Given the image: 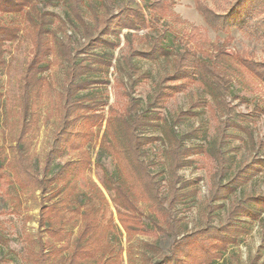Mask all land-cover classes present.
Masks as SVG:
<instances>
[{"label":"trees","instance_id":"trees-1","mask_svg":"<svg viewBox=\"0 0 264 264\" xmlns=\"http://www.w3.org/2000/svg\"><path fill=\"white\" fill-rule=\"evenodd\" d=\"M111 1L63 0L66 18L64 25H70L84 33V42L74 49L70 42L58 38L55 26L60 17L45 10V0H0V14L18 17L11 22L0 21V72L6 65V44L17 41L24 27L32 43V57L23 70L19 85V119L12 147L14 156L11 170L18 178L28 180L30 185L41 191L43 198L49 193L47 201L61 196L54 204L44 205L41 209V226L53 238V243L47 246L46 254L42 251L38 261L40 264H122V254L125 251L122 245L123 234H126L130 243L134 237L148 231L149 226L145 223L139 206L140 202H144L151 211V228L173 238L168 253L161 250L158 244H144L146 250L161 252V258L153 264H215L224 257L228 247L237 243L249 230L246 225L236 223L237 219H258L264 210V194L249 195L233 203L226 221L220 226H216L210 219L204 226L189 233L182 220L172 213L177 206L184 204L195 194L191 181L179 172L192 165L191 157L194 155L206 152L215 159L219 168L213 177L208 198V210L212 213L216 208L215 203L229 199L241 185L264 170V158L255 154L250 162L231 171L230 161L223 151L231 139H239V132L252 136L249 129L252 118L237 113L227 103L225 94L235 77L242 72L264 84V63L243 57L235 60L226 54L223 45L213 47L208 60L198 57L192 50L173 52L167 45V33L158 30L157 24L168 17L173 21L179 20L173 9L178 0H143L144 7L150 12V21L142 10H138L135 15L129 11L126 14H111L107 11V5ZM214 1L218 4L227 1L230 3L223 13L199 0L196 3L197 10L209 27L219 32L247 28L254 36L264 40V0ZM150 26L152 29L145 39L130 32ZM193 29L199 30L197 27ZM124 30L129 32L124 34ZM122 36L125 38L127 53L121 69L127 73L131 86L127 93L125 111L110 107L105 119V114L100 110L108 103L100 100L99 90L77 93L73 103L64 104L60 109L61 125L40 172L30 160L29 150L38 126L35 103L51 89L46 73L55 63L67 62L69 94L75 78L81 82L88 81L87 78H82L81 74L86 69L79 68L76 58L80 54L102 50L113 41L112 45L117 48ZM135 40L140 43L144 41V47L139 48ZM137 60L154 63L165 61L170 66L157 80L153 95L145 107L132 96V91L143 80L152 78V75L141 71ZM111 66L112 62H108L105 70L107 73ZM194 83H199L204 93L222 105L225 111V118L218 127L217 141L208 150L202 145H185L186 140L197 137L200 129L185 135H179L175 130L179 123L198 115L195 109L207 104L204 98L193 100L190 107L186 111H180L171 122L158 111L174 94ZM2 97L0 93V111L3 107ZM105 120L103 138L104 143L112 150L115 172L109 174L100 164L99 157L96 164L103 171L102 187L93 182V189L84 191L78 187L76 179L93 165L90 152L85 148L90 145L93 135L100 132ZM148 129L160 131L162 136L147 137L143 132ZM157 140H162L167 145V194L162 193L149 162L143 160L145 147ZM66 151L79 152V157L64 164H56ZM2 169L3 163L0 161V178ZM106 193L116 208L117 223L112 218L108 224H101L98 216L100 208L97 205L83 208L84 202L92 203L93 199L107 202ZM59 206H66L65 209H69L71 216L61 214L58 218L59 210L61 211ZM70 220L74 221L73 225L66 231L64 226ZM74 227L79 230L77 237L72 240ZM65 251H68V255L64 254ZM126 252L129 256L132 255L130 247Z\"/></svg>","mask_w":264,"mask_h":264},{"label":"rangeland","instance_id":"rangeland-1","mask_svg":"<svg viewBox=\"0 0 264 264\" xmlns=\"http://www.w3.org/2000/svg\"><path fill=\"white\" fill-rule=\"evenodd\" d=\"M197 1L178 0L173 9L179 16V20L173 21L168 17L157 24L158 30L167 33V45L173 52L192 50L198 57L208 60L212 48L223 45L226 48V54L235 60L243 57L264 63L263 39L254 36L247 28H233L227 32L212 29L197 10ZM199 1L219 13H223L230 3V1L223 4H218L214 0ZM45 3L47 4L46 11L53 12L60 17L55 26L58 38L70 42L76 49L84 42V33L70 25H64L66 18L63 0H45ZM138 10H142L147 20L150 21L151 15L144 7L143 0H112L107 5V11L111 14L118 12L126 14L129 11L130 14L135 15ZM17 19V16L0 14L2 22H11ZM193 27H197L199 30L196 31ZM151 29L150 26L144 30L130 32L139 34L145 39ZM127 32L129 31L124 30V34ZM114 42L102 50L97 49L90 53L80 54L76 58L79 68L86 69L81 74L82 78H87L88 81L81 82L75 78L73 87L69 89L71 91L69 94H67V88H69L67 62L55 63L46 73L51 89L35 103L34 110L38 116V126L33 134L29 150L30 160L40 172H42L45 157L61 125L60 109L64 104L73 103L77 93L99 90L101 92L100 100H105L108 103L103 110H100L105 114V119L109 114L110 107L125 111L128 102L127 93L131 86L127 73L121 69V63H123L127 48L124 36L121 37L119 47L114 48L112 45ZM134 42L139 48L145 45L144 41L140 43L135 40ZM5 48L6 65L0 72V93L3 95V107L0 111V161L3 163L0 178V264H40L38 258L41 257L42 251L46 254L47 246L53 243V238L41 226V209L44 205L54 204L61 196H52L51 201H47L49 193L45 194L43 198L41 191L30 185L28 180L18 178L11 170V161L14 156L12 147L15 144L19 119V85L23 70L32 57V43L27 37V29L24 27L20 38L13 43H7ZM108 62H112V66L107 73L105 70ZM137 64L141 71L150 72L152 75V78L143 80L132 91V96L140 100V105L145 107L153 95L157 80L170 66L165 61L154 63L137 60ZM200 97L204 98L207 104L196 108L198 115L179 123L175 130L179 135H185L192 130L200 129L197 137L186 140L185 145H202L204 149L208 150L217 141L218 127L225 118V111L222 105L212 99L209 94L204 93L199 83H194L184 91L174 94L158 111L163 118L171 122L180 111H186L192 101ZM225 99L237 113L246 114L252 118V122L249 124L252 136L246 132H239V139H231L223 148L230 161L231 171H233L250 162L255 154L264 158V84L259 83L250 74L242 72L238 77H235L231 88L225 94ZM105 128L106 120L103 122L100 132L93 135L90 145L85 148L90 152L93 165L76 179L78 187L84 191L92 190L93 182L102 187L103 171L96 164L99 157L100 164L106 168L109 174L115 172L116 166L112 150L107 143H104ZM143 133L147 137L162 136L160 131L151 129L145 130ZM78 157L79 152L66 151L56 164H64ZM191 158L193 159L192 165L182 169L179 174L191 181V188L195 189V194L172 211L182 220L189 233L204 226L210 219L216 226H220L226 221L228 211L233 203L249 195L264 194L263 170L241 185L229 199L215 203L216 208L212 213H209L208 198L212 189L213 177L219 167L215 159L206 152ZM143 160L149 162L151 172L159 182L162 193L167 194L169 164L167 145L162 140L149 143L145 147ZM106 198L107 202H102L99 199H93L92 203L84 202L83 208L88 209V207L97 205L100 208L98 216L101 224H108L112 218L117 223L116 208L108 193H106ZM139 206L143 211L144 221L149 226L148 231L145 234L137 235L130 243L127 241L126 234H123L122 245L125 251L122 254V264H153L159 260L161 252L146 250L144 246L146 242L158 244L160 249L166 253L171 248L170 244L173 238L165 232L151 228V211L148 204L140 202ZM65 208L66 206L60 207L58 218L61 214H65L67 217L71 216L69 209ZM73 222L72 220L68 221V225H65L64 229L69 231ZM236 223L246 225L249 229L248 232L242 235L237 243L230 245L224 257L215 264H264V210L256 220L238 218ZM161 224L165 225L164 222ZM78 230V227L73 228L72 240L77 237ZM129 247L132 249L131 256L126 252ZM64 254L68 255V251H65Z\"/></svg>","mask_w":264,"mask_h":264},{"label":"crops","instance_id":"crops-1","mask_svg":"<svg viewBox=\"0 0 264 264\" xmlns=\"http://www.w3.org/2000/svg\"><path fill=\"white\" fill-rule=\"evenodd\" d=\"M258 222V221H257Z\"/></svg>","mask_w":264,"mask_h":264}]
</instances>
